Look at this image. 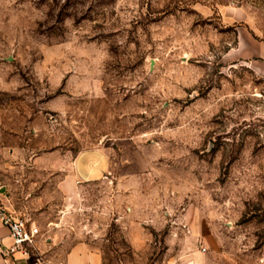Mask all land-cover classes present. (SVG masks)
<instances>
[{"label":"rangeland","instance_id":"1","mask_svg":"<svg viewBox=\"0 0 264 264\" xmlns=\"http://www.w3.org/2000/svg\"><path fill=\"white\" fill-rule=\"evenodd\" d=\"M240 30L264 43V0H0V182L46 264L78 243L264 264V73L229 54ZM82 152L106 169L77 182Z\"/></svg>","mask_w":264,"mask_h":264},{"label":"crops","instance_id":"2","mask_svg":"<svg viewBox=\"0 0 264 264\" xmlns=\"http://www.w3.org/2000/svg\"><path fill=\"white\" fill-rule=\"evenodd\" d=\"M232 53L237 55V59L250 60L256 67L258 73H264V43L255 40L245 30H240L236 47L231 48L229 52L230 55H232ZM259 56L262 58H259ZM3 150L5 149L0 147V158ZM14 153L16 152H14L13 149L10 150V153H8L9 157H13ZM89 155H91V153L82 152L75 158L74 171L72 172L71 178L77 182L100 176L102 171L106 169V165L103 161H101V163L98 161L96 162L92 155L91 157ZM2 164L9 165L10 169H12L11 167L14 165L12 161L2 162ZM67 185L68 177L66 173H63L62 177L57 182V186L64 192V195L67 193ZM2 186L5 187V190L0 191V204H3L14 213L22 215L19 211L14 209L10 201L8 186L0 182V188ZM11 244L12 238L9 228L0 220V264H28L30 259L20 251L13 254L4 252V249ZM37 247L39 251L42 249L39 239L37 241ZM64 264H102V255L98 249L92 245L78 243L69 249L65 255Z\"/></svg>","mask_w":264,"mask_h":264},{"label":"built area","instance_id":"3","mask_svg":"<svg viewBox=\"0 0 264 264\" xmlns=\"http://www.w3.org/2000/svg\"><path fill=\"white\" fill-rule=\"evenodd\" d=\"M0 220L9 228L12 238V244L7 246L4 252L13 254L20 251L30 259L28 264H46L37 247L40 230L35 224L26 217L12 212L3 204H0ZM47 263L50 264L48 261Z\"/></svg>","mask_w":264,"mask_h":264},{"label":"water","instance_id":"4","mask_svg":"<svg viewBox=\"0 0 264 264\" xmlns=\"http://www.w3.org/2000/svg\"><path fill=\"white\" fill-rule=\"evenodd\" d=\"M4 190H5V187L2 186V187L0 188V191H4Z\"/></svg>","mask_w":264,"mask_h":264}]
</instances>
